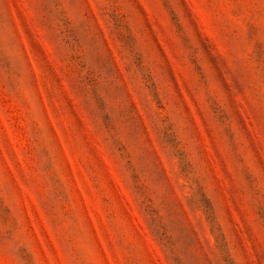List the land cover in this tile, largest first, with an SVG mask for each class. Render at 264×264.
<instances>
[{"label":"rangeland","instance_id":"1","mask_svg":"<svg viewBox=\"0 0 264 264\" xmlns=\"http://www.w3.org/2000/svg\"><path fill=\"white\" fill-rule=\"evenodd\" d=\"M0 264H264V0H0Z\"/></svg>","mask_w":264,"mask_h":264}]
</instances>
